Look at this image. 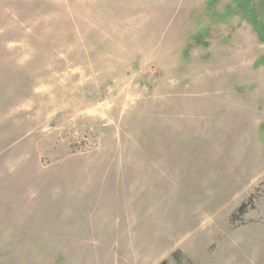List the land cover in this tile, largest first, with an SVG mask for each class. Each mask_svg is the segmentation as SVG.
<instances>
[{
    "label": "rangeland",
    "instance_id": "obj_1",
    "mask_svg": "<svg viewBox=\"0 0 264 264\" xmlns=\"http://www.w3.org/2000/svg\"><path fill=\"white\" fill-rule=\"evenodd\" d=\"M0 264H264V0H0Z\"/></svg>",
    "mask_w": 264,
    "mask_h": 264
},
{
    "label": "trees",
    "instance_id": "obj_2",
    "mask_svg": "<svg viewBox=\"0 0 264 264\" xmlns=\"http://www.w3.org/2000/svg\"><path fill=\"white\" fill-rule=\"evenodd\" d=\"M247 211V203H243L240 207H239V212L241 214L245 213Z\"/></svg>",
    "mask_w": 264,
    "mask_h": 264
},
{
    "label": "crops",
    "instance_id": "obj_3",
    "mask_svg": "<svg viewBox=\"0 0 264 264\" xmlns=\"http://www.w3.org/2000/svg\"><path fill=\"white\" fill-rule=\"evenodd\" d=\"M233 72H235V71H233Z\"/></svg>",
    "mask_w": 264,
    "mask_h": 264
}]
</instances>
